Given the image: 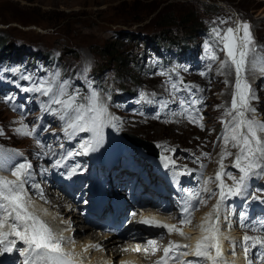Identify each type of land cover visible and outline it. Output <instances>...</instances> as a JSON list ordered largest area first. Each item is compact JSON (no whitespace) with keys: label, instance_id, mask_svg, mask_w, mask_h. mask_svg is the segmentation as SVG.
<instances>
[{"label":"rangeland","instance_id":"rangeland-1","mask_svg":"<svg viewBox=\"0 0 264 264\" xmlns=\"http://www.w3.org/2000/svg\"><path fill=\"white\" fill-rule=\"evenodd\" d=\"M204 4L214 5L215 8L217 7L216 11L214 13L210 12L211 9ZM173 16L177 17V20H181V22H177V25L170 28L166 34L174 35L175 33H180L185 35L190 41L196 42L197 53L195 57L186 56V58L181 60L175 58L171 63H166L160 60L161 57L154 53L151 46L146 45V41L158 38L159 34H164L165 32L162 31V26L159 23H165L172 19ZM220 19L229 20V22H247L251 25L252 34L257 45L264 46V0H0V36L7 47L17 48L22 54L30 56L40 55L41 51H47L51 56L57 55L56 52H62L63 59L66 62L73 59V63L80 64L82 71L86 67L88 68L86 76L97 89L99 86L94 83L91 69L97 63L98 68L100 64H104L107 68L104 71L103 78L111 76L113 79H120L122 82L118 81L120 87L128 86L134 90L137 97L124 96L121 99L119 97L114 98L107 91L113 106L109 108V111L113 114L111 109H114L116 114H120L119 121L130 123V126L126 125V128L117 126V140L111 143L112 145H119L123 150V152L117 153L118 155L115 157L116 163H129L135 167L137 165L141 166L140 169H136V173L141 171L142 177L146 180L157 181L160 187H168L170 189L169 194L179 196L181 201L186 199V193L182 190L193 191L199 189L202 183L201 173L204 179L214 177L219 167L217 161L223 147V141L218 139V137H221L224 130V125L221 123L222 118H224V109L218 106H228L230 104L234 74L227 77L217 75V64H212V71L207 76H202L200 73L206 71L207 66L211 63L207 58L208 53L205 51V44L211 40L210 29L214 26L213 21L218 23ZM122 38L123 41L121 40ZM113 47L114 52L112 53ZM106 48L108 49L107 51L112 53V56L114 55L109 61L103 54ZM120 53L127 54L129 57L127 70L116 69L117 62H115V59L119 57ZM164 54L169 55V52L164 51ZM217 55L221 59L223 58V53L218 52ZM38 57L42 58L43 56ZM136 62L142 63L143 67L134 70ZM17 69L18 66L16 67ZM185 69L187 70L185 71ZM36 71L40 70L36 69ZM56 71L60 72L61 79L72 81L75 84L74 87L79 88L82 93L87 91V83L84 76L81 75L82 71L79 70L77 73V80L74 79V74L64 75L61 73L59 66H53V69L48 73ZM161 71L170 73L172 79H175L178 74L186 84L196 85L205 89L203 95L195 93L197 96L203 97V104L197 105V107L202 110L201 114L208 129L205 140L200 138V134L203 135L202 132L190 129L185 123L179 124L182 122L180 120L183 117H167L171 122H164L166 118L155 119L158 121L152 120L156 113L154 110H158V104L154 103L155 108L153 111L150 108L146 109L150 103L140 100V92L155 93L154 99L157 101L161 99L171 100L169 93L165 90L169 87L166 84L169 76L158 75L157 73ZM225 72H228V70L225 69ZM47 74H39L33 78L44 77ZM0 76L3 77V75ZM246 76L258 97L252 104L256 111L254 114L249 113V117H254L257 120H259L258 118L264 119V79H262L263 83L259 80L257 84L253 85L259 78H264V73L248 71ZM225 78L229 80L228 85L224 84ZM132 80L136 81L133 87H131ZM22 81L24 82L22 83L23 86H28L30 83L26 80ZM3 83L9 84L0 80V84L3 85ZM9 85V87L17 86V84ZM19 89L17 87L14 91L18 92ZM19 94L20 99L16 95L17 100H19L17 102L8 99L13 96L10 88L6 94V99H2L0 94V123L5 127L0 124V129H3V132L6 129V133L11 135V137H8L6 133L0 135V145H17L27 152L33 151L31 147L34 148L36 146V143L34 142L33 144L30 138L18 135L15 132L17 128L16 122L21 117H15L14 114H10V112L14 111L13 105L17 108L23 105L27 110L29 118H27V123L25 121L24 123L28 124L29 127L32 125L33 119L30 108L33 110V117L37 120L36 123L44 122L43 129H45L46 133H51V131L61 126L62 131L54 136L55 144L58 148L56 152L60 151V155L68 152L69 147L60 148L58 145H78L82 139H86L80 135L75 139L69 137L63 131V122L61 120L59 121L60 126H55L56 123L49 125L50 120L54 121L56 116L42 111L40 106V102L47 100V97L39 96L38 93H25L22 91ZM27 95L31 99L30 105L25 101V99L27 100ZM32 95L36 103L33 102ZM178 95L187 96L188 93L181 92ZM131 100H135L138 105L131 103ZM7 105L9 106L8 111L4 107ZM169 108L174 111H180L177 103H170ZM166 111L160 109V112L164 113ZM18 126L20 125L18 124ZM108 128L109 126L106 127V131ZM38 129L40 130V127ZM127 129L128 132L131 131L130 133L135 134V137L140 141L148 142L151 140L157 146L172 145L169 148L175 149V151L164 154L171 156L177 169H183L186 165L188 169L192 170L191 175H174L173 169H166L163 166L160 159L161 156L155 158L142 147L131 145L123 136V132L127 131ZM106 131L103 133V137H105ZM46 137L39 132L36 140L43 138L46 145H53L46 140ZM166 140L171 141V143H166ZM231 151L235 153L236 149ZM202 153H209V157H203ZM60 155L58 158H60ZM96 155L98 156V152H95L93 157ZM197 157H200L199 161H197ZM109 158L108 156L106 162H109ZM23 159L29 162L25 157H19V161ZM233 159L234 157H231L229 160L226 159L224 161L226 171L239 175L237 170L231 167ZM226 161L230 163H226ZM201 163H204L206 167L201 169ZM46 164L48 166V161H46ZM10 166H12L11 161ZM124 169L134 171L129 166ZM101 174L105 176L106 172ZM139 178L141 179L140 176ZM225 180L226 183L231 185V180H227V178ZM208 186L214 191L217 190L215 183H211ZM247 191L248 196L247 198L244 197V199L246 198L249 206H247L246 211H253L251 217L254 216L252 222L249 223L251 225L264 219V177L258 179L253 177L249 180ZM253 193L259 199H252ZM201 196L207 199V204H199L195 214L192 212L190 228L184 229L187 237L190 235L188 232L193 231V229L199 230L197 225L201 223H199V220L201 221V217H203L201 215L211 211L212 206L216 203L217 197L209 199L208 193H201ZM233 198L226 200L224 203V211L221 213V224L228 226V233L230 231L236 233L235 237L229 238V240L236 242L235 252L241 256L243 248L240 245V241L245 234L249 235V232L248 229L240 226L239 213L243 211L241 209L243 204L238 208V212L235 215V209L232 206L236 203ZM174 201L179 206L180 203H177L176 199ZM225 211L229 214L228 220L223 219ZM65 212H67V209ZM68 214L64 219L65 222L71 219L70 212ZM39 215L44 214L41 211ZM78 216L80 215L78 214ZM58 221H61L60 217H58ZM89 233L96 234L99 238L101 236L95 231L86 232L85 235L89 236ZM85 235L83 239L88 241L89 237ZM184 240L190 242L192 239L181 238V244ZM230 241L228 244L232 245ZM105 253L107 255V251ZM138 256L141 260L144 259L143 256Z\"/></svg>","mask_w":264,"mask_h":264},{"label":"snow or ice","instance_id":"snow-or-ice-1","mask_svg":"<svg viewBox=\"0 0 264 264\" xmlns=\"http://www.w3.org/2000/svg\"><path fill=\"white\" fill-rule=\"evenodd\" d=\"M213 27L210 29V42L205 44V51L208 53V60L211 62L207 70L201 72L202 76H207L212 71V64H217L216 74L227 77L234 74L232 83L231 101L228 106L223 107V117L221 123L224 130L221 137L223 147L220 152V159L217 161L219 167L214 177L203 178L201 173V186L199 189L186 193V199L182 201L184 213L180 220V226L167 224L157 221L155 218L141 217L138 221L141 224L150 227H157L166 230L167 234L176 233L184 239H190L185 236L183 226L192 223V212L199 204H207V199L201 196V193H208L209 199L217 197L212 210L206 214L202 222L198 225L201 238L197 240L195 246L189 244H180L176 241H169L167 247L163 249V256L155 264H229L223 253V241L229 239L221 230V213L224 211V203L233 197L248 196V181L253 177H264V122L250 118L249 113L254 114L256 109L252 106L253 101L257 100L255 90L248 82L246 72L259 71L264 73V46L256 43L252 34L251 25L245 21H231L220 19L218 23L213 21ZM227 25L226 27H224ZM223 53V58L217 53ZM218 62V63H217ZM225 69L228 72H225ZM187 69H185L186 71ZM86 67L81 75L87 83V91L81 92L79 88L73 87L67 79H61L59 71L48 73L44 77L33 78L31 75H22L21 79L29 81L28 86L17 85L22 92L38 93L39 96L47 97V100L40 102L41 110L57 116L63 122V131L69 136L74 137L78 133H90V139H82L79 144V152L68 151L63 154L61 159L55 161L56 167L61 166L62 160L70 158L72 155L81 153L87 154L95 150L103 142V129L106 126H116L119 118L109 111L108 100L110 96L102 95L101 92L93 86V82L88 80ZM158 75L169 76L166 84L169 85L165 90L169 93L171 100H155V93L148 94L140 92V100L148 103H156L162 110H167L163 114L166 117H183L189 123H195L203 129V115L197 105L203 104V97L195 93H203L205 89L196 85L186 84L178 74L175 79L171 78L170 73L159 72ZM224 84L228 85L229 80L225 78ZM195 89V92L193 91ZM187 92V96L178 95V93ZM151 97V98H150ZM8 99H12L9 97ZM170 103H177L180 111H174L169 108ZM160 119L161 112H157L152 117ZM164 122H171L165 119ZM20 126L15 129L18 135L34 136L35 127H29L24 123V117L17 121ZM3 129H0V135H3ZM37 145L43 147L37 140ZM229 145L236 149L235 153L228 150ZM49 152H52L51 146ZM63 145H61V148ZM162 149L161 161L166 169H173L174 175H191L190 169L185 165L183 169H177L175 161L171 156L165 155L167 152H174L167 145H158ZM47 155L48 153H44ZM55 155L54 152H52ZM13 155H22L20 153H7L0 149V171H10L15 179L9 180L0 176V249L4 252L18 250L24 257L23 264H77L73 252L64 250V236L53 231L50 225L41 218L34 210L32 198L28 194L26 185H31L39 192V184L33 182L34 173L30 162L24 161L13 164L8 167ZM203 157L208 158L209 153H202ZM228 157H234L231 167L239 173L234 175L226 171L224 161ZM200 157H197V161ZM206 165L200 164V168ZM74 171V169H73ZM227 180H231L229 185ZM216 184V191L208 185ZM41 198L43 193L39 192ZM252 199H259L254 193ZM195 201L196 203H192ZM44 215H48L47 209L41 210ZM135 217L136 213H132ZM240 226L257 233H264V219L255 224H246L247 214L239 213ZM224 220L229 219V214L225 211ZM163 237L161 236V239ZM234 249L235 241H230ZM22 243L26 247L17 249V244ZM147 247L142 249L148 252L159 251L156 239H149L146 242ZM243 248L247 264H254L250 253L255 250L256 260L264 264V235L249 236L245 234L240 241ZM88 247L99 249V245H89ZM125 251L127 249H124ZM140 251V245L136 246ZM192 256L195 259L185 260V257ZM82 264V262H80Z\"/></svg>","mask_w":264,"mask_h":264},{"label":"bare ground","instance_id":"bare-ground-1","mask_svg":"<svg viewBox=\"0 0 264 264\" xmlns=\"http://www.w3.org/2000/svg\"><path fill=\"white\" fill-rule=\"evenodd\" d=\"M208 74H210V73H208ZM10 85L9 84H4L3 83V85L2 84H0V94H1V96H2V99H6L7 97H6V94L9 92V87ZM194 92H195V90H193ZM197 94H199V95H203L204 93H198L197 92ZM13 108H14V111L13 112H10V114L11 115H13L14 114V116L16 117V116H19V117H21L22 115H23V117H24V121L27 123V118H29V114H28V112H27V110L23 107V105H22V107L20 106L19 108H17L15 105H13ZM202 111V110H201ZM154 112H159L158 110H154ZM161 118H167L164 114H163V112H161ZM152 120H155V119H152ZM155 121H158V120H155ZM161 121H164V120H161ZM180 121H182L181 123H179V124H182V123H185L190 129H196V130H198V131H200V132H202L203 133V135H201L200 134V138H202V139H204L205 140V135L207 134L206 133V131L208 130L207 129V125H206V123H205V120H204V118H203V121H202V123H203V129H201V127H199L197 124H195V123H189L188 122V120L187 119H185V118H182V120H180ZM107 127V126H106ZM106 127L103 129V133L106 131ZM198 136V135H197ZM199 138V139H200ZM39 141H40V144L41 145H43V147H40V146H38L37 145V140L35 139V143H36V146L33 148V147H31V149H33V151H31V152H27L26 150H25V155H24V157L31 163V165H32V171H33V173H34V176H33V182L34 183H36V184H41V185H43V186H46V187H48V189H49V191H50V183L48 182V181H45L44 179L45 178H48V177H51V175H52V171H50V170H45L44 168H46V161H48L50 158H56V160L57 159H61L62 158V156H63V154H61L60 155V151H58V152H56L57 151V146L56 145H46V142L44 141V139L43 138H39L38 139ZM217 142V141H216ZM166 143H171V141H169V140H166ZM216 144V143H215ZM1 145H3V144H1ZM3 146H7V147H12L11 145H3ZM48 146H51V149H52V152H54L55 153V155H53L52 154V152H49V147ZM231 145H229V150L231 151L233 148L231 147ZM19 148H21V149H23L22 147H19ZM24 150V149H23ZM68 151H70L69 149H68ZM232 152V151H231ZM44 153H48L47 155H45ZM60 155V158H58V156ZM231 157H228L227 159L229 160ZM93 159H95V160H97V155L95 156V157H93ZM218 159H220V155H219V157H218ZM63 161H67V162H69L70 161V158H67V160L66 159H63L62 160V162ZM229 161H226V163H228ZM230 163V162H229ZM204 164V163H203ZM226 165V164H225ZM76 166L77 167H82L83 165H80V163H78V162H76ZM8 167L9 168H11V166H10V163H9V165H8ZM97 167H98V169L101 171V173H104V172H106L105 171V169H104V166L102 167V163L101 162H99L98 164H97ZM124 170H127L128 172H130V173H132V172H134V171H132V170H129V169H124ZM132 175V174H131ZM140 179V178H139ZM161 180V179H160ZM162 180H164V179H162ZM160 183V182H159ZM158 184V183H157ZM166 185V184H165ZM147 186H148V189L150 188V185L149 184H147ZM163 187V186H162ZM26 188L28 189V194H29V196L32 198V200H33V202H34V204H33V206H35L37 203H36V201H35V199L36 198H38V196H39V192H38V190L37 189H35V188H33V187H31V185L29 184V185H26ZM150 191V190H149ZM152 192V191H151ZM155 193V192H154ZM155 195V194H154ZM51 198V197H50ZM239 202H241L242 201V199H239L238 200ZM56 202H58V201H56ZM59 204H60V208L59 209H53V208H51V206H49L48 204H43L42 206H36V207H38V209L39 210H42V209H47V212H48V215H41V218L43 219V220H45L49 225H50V227L56 232V233H59L60 231H61V223H60V221H58V217H60V216H58L59 214H62V217H60L61 218V221H63V222H65V217L66 216H68L69 214V212L67 211V212H65L66 211V208L65 207H63V205H62V203L61 202H59ZM205 205V204H204ZM208 208V207H207ZM202 209V208H201ZM200 209V210H201ZM204 210V209H203ZM43 213V212H42ZM59 213V214H58ZM65 213H67V214H65ZM204 213V212H203ZM44 214V213H43ZM207 214V213H206ZM205 214V215H206ZM70 215L72 216V214L70 213ZM76 215H77V217H76ZM202 216V215H201ZM71 220H75L77 223H79V222H81L83 219H82V217H80V216H78V214H74L72 217H71ZM71 220L70 221H68V222H65V226H68V225H70L71 224ZM67 221V220H66ZM201 221L199 220V223H200ZM198 226V225H197ZM197 228V227H196ZM231 230V229H230ZM75 231H76V234H77V236H79V237H81V238H83V236L86 234V232H87V230H81V229H79V228H75ZM192 232V231H191ZM191 232H188V233H191ZM197 232H199V234L198 235H195V237H193V238H196L195 240H193L192 239V236L191 235H189V237H190V239H192L189 243H190V245H192V246H195V244H196V242H197V240H199L200 238H201V232H200V229L198 230V231H196L195 233H197ZM187 233V234H188ZM223 233H224V235L226 236V237H228L229 236V234H228V232L227 231H223ZM90 234V233H89ZM85 236H88V235H85ZM89 238H88V242H90V241H96V242H99V243H102V244H104L105 245V247H106V249H107V255H106V253L104 254V251H101L100 253H101V256L102 257H105V258H107L108 259V261L109 262H111L112 260H115L118 256H120L121 255V252H119V247H116L115 248V250H114V246H113V244L115 243V241L116 240H112V239H110V238H108L107 236H105L104 234L103 235H101L100 236V238L99 237H97L96 236V234H90L89 236H88ZM87 238V237H86ZM183 238V237H182ZM231 239V238H230ZM228 240V239H227ZM185 241V240H184ZM187 241V240H186ZM138 242V241H137ZM106 252V251H105ZM234 252H235V250H234ZM109 253V254H108ZM223 253H224V256H225V258H226V260L229 262V264H243L244 262H242V258H241V256L238 254V253H236L235 252V254L233 255V250H229L228 249V246L227 245H223ZM229 253H232V254H229ZM229 254V255H228ZM132 256H134L133 254H132ZM240 256V257H239ZM137 260H141L140 259V257L137 255V256H134ZM188 257H192V256H188ZM187 257V258H188ZM186 258V257H185ZM186 258V259H187ZM185 259V260H186Z\"/></svg>","mask_w":264,"mask_h":264},{"label":"trees","instance_id":"trees-1","mask_svg":"<svg viewBox=\"0 0 264 264\" xmlns=\"http://www.w3.org/2000/svg\"><path fill=\"white\" fill-rule=\"evenodd\" d=\"M207 8H210L212 13H214L216 11V8L214 5H207L204 4ZM177 22H181V20H177V17L173 16L172 19H170L169 21H166L165 23H159L162 26V31H164V34H159L161 41H165L167 45H170L171 47H176V48H181L180 52H185L184 50H186V47H189L190 42L188 41V38L185 35H177L176 33L174 35L170 34L167 35L166 33L170 30V28L174 27L177 25ZM202 24V22H201ZM203 26V25H202ZM200 27V26H199ZM131 38V37H129ZM123 41V38L121 39ZM114 47L112 48V53ZM108 49L106 48V50L104 51V56L107 57L108 61L111 60L113 58L112 53L107 51ZM192 52L194 51L193 48L188 49L187 52ZM179 52V53H180ZM119 54V53H118ZM129 61V57L126 55H124L123 53H120L119 57H117L115 59V62H117V68L116 69H128V62ZM107 67L104 66V64H100L99 66V71L102 72L104 69H106Z\"/></svg>","mask_w":264,"mask_h":264},{"label":"water","instance_id":"water-1","mask_svg":"<svg viewBox=\"0 0 264 264\" xmlns=\"http://www.w3.org/2000/svg\"><path fill=\"white\" fill-rule=\"evenodd\" d=\"M130 139H132L133 141H136V137L130 134H126ZM150 144V143H149ZM151 147V145H150ZM157 154V153H156Z\"/></svg>","mask_w":264,"mask_h":264}]
</instances>
